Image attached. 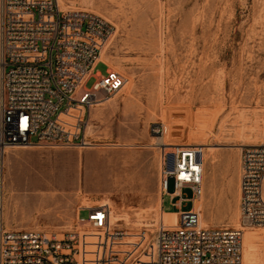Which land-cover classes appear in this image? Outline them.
<instances>
[{"label":"rangeland","instance_id":"obj_1","mask_svg":"<svg viewBox=\"0 0 264 264\" xmlns=\"http://www.w3.org/2000/svg\"><path fill=\"white\" fill-rule=\"evenodd\" d=\"M58 1L113 29L94 72L126 83L90 112L85 135L97 147L7 151L4 228L62 234L75 229L80 208L104 201L127 219L116 229L137 232L155 218L158 225L160 199L165 212L178 211L160 187L162 138L203 149L202 227L239 229L241 149L264 144V0ZM214 177L220 186L212 189ZM182 197L188 212L191 190ZM253 230L264 250V230Z\"/></svg>","mask_w":264,"mask_h":264},{"label":"built area","instance_id":"obj_2","mask_svg":"<svg viewBox=\"0 0 264 264\" xmlns=\"http://www.w3.org/2000/svg\"><path fill=\"white\" fill-rule=\"evenodd\" d=\"M112 36L103 19L63 9L58 0H0V264H243V229L199 224L194 206L204 192V168L195 146L163 151L160 187L178 210L174 226L160 221L128 235L113 227L103 205L80 208L75 229L62 234L4 228L8 150L97 147L85 135L90 112L126 83L116 73L95 76ZM185 188L192 192L188 212ZM239 210L242 224L249 220L245 227L264 230V144L241 149Z\"/></svg>","mask_w":264,"mask_h":264},{"label":"bare ground","instance_id":"obj_3","mask_svg":"<svg viewBox=\"0 0 264 264\" xmlns=\"http://www.w3.org/2000/svg\"><path fill=\"white\" fill-rule=\"evenodd\" d=\"M102 55H101V58L104 56V53L102 52L101 53ZM112 97V96H111ZM105 103H108L109 101H110V96H108V97H106L105 98ZM104 103V104H105ZM96 113V112H95ZM95 113H93V116H94V114ZM99 115V114H98ZM100 116V115H99ZM98 117V116H97ZM93 119V118H92ZM90 126L91 125H89L88 124V127H87V129L88 128H90ZM174 132L173 131H171V130H169L168 131V134H167V136H168V138H170V136L172 135V136H174ZM159 140V142H158V145L159 146H166L165 147V149L166 150H172V149H175L177 146H191V145H180V144H166V143H164L163 141H162V138H159L158 139ZM236 145V144H235ZM241 145V144H240ZM198 149H200V148H198ZM200 152H201V154H202V164H203V166H204V162H205V157H204V154H203V149H200ZM205 153V152H204ZM107 157V156H106ZM108 158V157H107ZM104 159V158H103ZM111 159V158H110ZM207 162V161H206ZM108 164V163H107ZM110 166V165H109ZM112 166V165H111ZM109 168V167H108ZM4 169H5V167H4ZM106 174V173H105ZM110 177V176H109ZM109 182V181H108ZM107 181H106V183H108ZM102 187H105V184H103L102 183ZM38 192V191H37ZM71 195V194H70ZM62 196H64V195H62ZM66 196H68V195H66ZM12 198V197H11ZM61 198V197H60ZM69 198H71V197H69ZM13 199V198H12ZM108 199V198H107ZM153 199H155V198H153ZM56 200H58V199H56ZM62 200H63V198H62ZM71 200V199H70ZM15 201H17V200H15ZM19 201V200H18ZM21 201V200H20ZM64 201H65V199H64ZM67 201V200H66ZM110 201V200H109ZM14 202V201H13ZM197 202H199V201H197ZM196 202V203H197ZM16 203V202H15ZM22 203V202H21ZM156 203H158V200H157V202ZM195 203V206H194V211H196V212H198L199 213V215H200V221H199V224H200V226H202V225H204V223H203V221H202V214H201V212H203V211H206V210H204V208L202 207V204L201 203H198V204H196ZM9 204V203H8ZM7 204V205H8ZM10 204H11V202H10ZM20 204V203H19ZM18 204V205H19ZM28 204V203H27ZM60 203H58V205H59ZM154 204V203H153ZM161 204H162V200L160 199V201H159V203H158V209H157V212H158V215L160 214V217H161V222H163L164 223V225L165 226H174V225H176L177 224V220H178V216H177V214H167V213H164L162 210H161ZM55 205V204H54ZM57 205V204H56ZM63 205H65V203L63 204ZM103 205H109L110 206V209H111V224L112 225H114V224H116V223H118V222H120V221H122V219L124 218L123 217V215L117 210V209H115L113 206H112V203H111V205H110V202H106V201H104V202H99V204H95L94 206H103ZM11 206H13V205H11ZM87 206L88 207H91L92 205L90 204V203H87ZM154 206V205H153ZM17 207V206H16ZM22 207V206H21ZM27 207V206H26ZM29 208H30V206H28ZM57 207H59V206H57ZM9 208V207H8ZM14 208V207H13ZM32 208V207H31ZM12 209V208H11ZM16 209V208H15ZM14 209V210H15ZM23 209V208H22ZM26 209V208H25ZM58 209V208H57ZM56 209V210H57ZM13 210V211H14ZM27 210H28V208H27ZM31 210V209H30ZM29 210V211H30ZM155 210V209H154ZM23 211V210H22ZM28 211V212H29ZM32 211V210H31ZM60 211V210H59ZM10 212V211H9ZM12 212V211H11ZM15 213H16V211H15ZM19 213V212H18ZM7 214H8V212H7ZM5 215V214H4ZM9 215H11V214H9ZM20 215H22V214H20ZM14 216V215H13ZM25 216V215H24ZM8 217V216H7ZM204 218V217H203ZM9 219H10V216H9ZM126 221H127V219L126 218H124ZM11 220V219H10ZM13 221V220H12ZM11 222V221H10ZM141 225H142V223L141 222H136V224H134V227H137V228H139V227H141ZM8 226H9V224H8ZM143 226L144 227H155V226H157V219L155 218L154 220H153V222H149V223H145V224H143ZM205 226H208V225H205ZM238 226H239V229H243V264H264V250H261V244H259V242H260V239H261V237H260V234L258 233H256L253 229H250V228H248V227H243L242 226V224L240 223V221H239V224H238ZM138 233L137 232H129V234L128 235H137ZM132 241H134L135 239H131Z\"/></svg>","mask_w":264,"mask_h":264},{"label":"crops","instance_id":"obj_4","mask_svg":"<svg viewBox=\"0 0 264 264\" xmlns=\"http://www.w3.org/2000/svg\"><path fill=\"white\" fill-rule=\"evenodd\" d=\"M220 184H219V179H217L216 177L213 178V183L211 184V188L214 189V188H219ZM161 209L163 210V201H162V204H161ZM164 213H167V214H176L177 212H165L163 210Z\"/></svg>","mask_w":264,"mask_h":264}]
</instances>
